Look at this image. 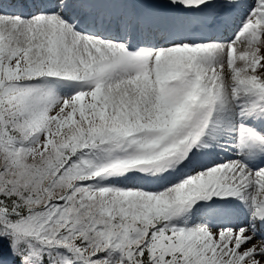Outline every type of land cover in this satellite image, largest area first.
Masks as SVG:
<instances>
[{
  "label": "snow or ice",
  "instance_id": "obj_1",
  "mask_svg": "<svg viewBox=\"0 0 264 264\" xmlns=\"http://www.w3.org/2000/svg\"><path fill=\"white\" fill-rule=\"evenodd\" d=\"M0 264H264V0H0Z\"/></svg>",
  "mask_w": 264,
  "mask_h": 264
}]
</instances>
